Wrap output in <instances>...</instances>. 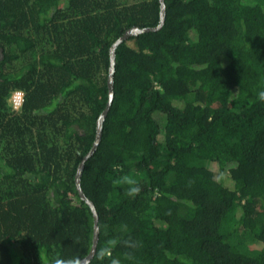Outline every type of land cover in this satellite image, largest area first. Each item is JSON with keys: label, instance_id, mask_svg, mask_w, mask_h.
Segmentation results:
<instances>
[{"label": "trees", "instance_id": "trees-1", "mask_svg": "<svg viewBox=\"0 0 264 264\" xmlns=\"http://www.w3.org/2000/svg\"><path fill=\"white\" fill-rule=\"evenodd\" d=\"M164 2L116 50L80 183L90 264H264V0ZM160 22V0H0V264L90 254L76 177L111 48Z\"/></svg>", "mask_w": 264, "mask_h": 264}, {"label": "water", "instance_id": "water-1", "mask_svg": "<svg viewBox=\"0 0 264 264\" xmlns=\"http://www.w3.org/2000/svg\"><path fill=\"white\" fill-rule=\"evenodd\" d=\"M161 3V22L159 24V26L157 28H147V29H139L137 27H134L130 30H128L123 37H121L111 48V68H110V77H109V88H110V100L107 106V109L105 110V112L102 114V116L100 117L98 124H97V135H96V141L93 145L92 150L90 151V153L84 158L83 162L81 163L79 170H78V174L76 177V182H77V189L79 191V194L81 196V198L86 201L91 209L92 212L94 214V219H95V231H94V239H93V247L92 250L90 252V254L84 258L80 264H90L91 260L94 258L96 251H97V246H98V242H99V227H98V221H99V217H98V213L95 209L94 204L89 201L87 199V197L85 196V194L83 193L82 189H81V177H82V173L85 167V163L86 161L91 158L94 153L97 151L100 143H101V139H102V135H103V125H104V121H105V117L107 116L112 102H113V77H114V72H115V63H116V50L117 48L126 40H128L130 37L133 36H137L143 33H147V32H156L160 29H162V27L164 26L165 20H166V5L164 0H160ZM5 55H4V50L2 48H0V61L4 60Z\"/></svg>", "mask_w": 264, "mask_h": 264}, {"label": "rangeland", "instance_id": "rangeland-1", "mask_svg": "<svg viewBox=\"0 0 264 264\" xmlns=\"http://www.w3.org/2000/svg\"><path fill=\"white\" fill-rule=\"evenodd\" d=\"M40 55V54H39ZM35 56V58L37 59L38 56ZM25 58H22L20 61H18L15 66V70H18L20 67L22 69V67H24L25 65V68H26V63H25ZM23 96H24V93H23ZM9 103L13 105V102H12V97H9ZM14 108V107H13ZM15 110H18L17 108H14ZM21 108H19L20 110ZM162 140H163V135H162ZM245 234L246 236L248 235V233L246 232H242L240 233L238 236H236V238L234 239V242L237 244V245H241L245 250H247V252H249L251 255H256L258 253V251L260 250L259 247H257L256 245H254L252 242H248L246 243L245 242ZM16 247V248H15ZM14 249L21 253V251H23V247L22 246H15ZM32 258V257H31ZM33 262V261H32ZM32 262L30 264H32ZM27 263V262H26Z\"/></svg>", "mask_w": 264, "mask_h": 264}, {"label": "clouds", "instance_id": "clouds-1", "mask_svg": "<svg viewBox=\"0 0 264 264\" xmlns=\"http://www.w3.org/2000/svg\"><path fill=\"white\" fill-rule=\"evenodd\" d=\"M17 92H21V91H17ZM15 93L16 92H14L13 95L11 96L12 98H13V96H14ZM21 93H23V92H21ZM258 98L260 100L264 101V90H261V91L258 92ZM13 107H14V104H13ZM17 109H19V108H17ZM126 183H128L129 185H133L132 187H130L128 189L129 195H132L134 193H139L140 188H139V186H135L136 185V182H135V180L133 178H131V177L126 178ZM53 264H55V261H53ZM113 264H115V261H113Z\"/></svg>", "mask_w": 264, "mask_h": 264}, {"label": "built area", "instance_id": "built-area-1", "mask_svg": "<svg viewBox=\"0 0 264 264\" xmlns=\"http://www.w3.org/2000/svg\"><path fill=\"white\" fill-rule=\"evenodd\" d=\"M12 102L14 104L15 108H20L23 105L24 102V96L21 92H16L12 98Z\"/></svg>", "mask_w": 264, "mask_h": 264}]
</instances>
